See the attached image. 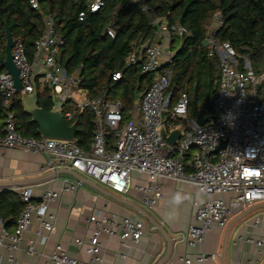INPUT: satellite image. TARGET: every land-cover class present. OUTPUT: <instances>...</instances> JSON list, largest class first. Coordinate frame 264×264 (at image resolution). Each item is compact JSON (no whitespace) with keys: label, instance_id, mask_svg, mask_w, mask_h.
Listing matches in <instances>:
<instances>
[{"label":"built area","instance_id":"1","mask_svg":"<svg viewBox=\"0 0 264 264\" xmlns=\"http://www.w3.org/2000/svg\"><path fill=\"white\" fill-rule=\"evenodd\" d=\"M39 1L29 0V4L40 11ZM102 8V0H91L90 13L96 14ZM144 11L157 31L141 44L133 46L125 68L138 66L141 73L152 76L153 81L146 92L137 95L130 121L123 122L120 102H108L106 96L88 97L81 88L83 80L79 72L68 73L59 63L65 40L55 32L54 18L44 16V33L35 43L33 61L29 63L27 60L20 41L15 42L12 50L13 62L23 84L20 94L31 95L37 85L49 87L52 95L65 101L62 114L67 123L73 122L78 114L92 112L93 144L86 152L76 139H34L19 134L11 112L19 93L12 77L4 72L0 75V98L6 119L0 147L34 156L42 154L51 170L75 171L117 194L125 195L133 190L148 209L156 208L162 200L164 182L194 186L207 198L204 204L196 205L194 221L188 227L186 244L194 248L204 244L214 228H225L233 215L264 203V97L258 88L264 83V74L256 76L247 58L238 55L229 43L216 39L222 17L215 15L207 26L206 40L209 41L208 56L219 60L220 81L211 100L212 118L203 126L197 125V118L189 116L187 95H182L171 108L172 72H161V68L172 61L174 38L189 34L181 26L169 28L149 8L145 7ZM84 17L85 14H81L80 20L83 21ZM104 35L114 39L116 33L107 27ZM112 79L120 80L121 73H116ZM165 118L168 132L179 126L185 128L183 137L174 147L169 146L160 133ZM230 122L233 126H229ZM108 132L113 133L116 139L113 151L107 149ZM223 144L226 145L223 147ZM79 186L78 183H70L63 187L62 193L76 191ZM16 193L27 205L16 221L14 233L9 234L0 219V248L8 250V264H16L13 253L19 249L23 234L31 227L33 215L40 229L52 232L55 215L48 213V204L61 197L57 192L46 191L40 201L33 202L29 189ZM257 223L260 219L256 220ZM88 225L94 227L92 238L88 242L77 241L78 247H87L88 260L71 258L57 245L48 257L49 264H101L104 251L99 240L101 235L116 236L121 248L127 242L137 244L144 236L141 220L123 217L118 223L116 215L108 211L94 213ZM245 242L258 250L264 249V237H246ZM198 260L203 263L205 254H201ZM184 263L190 264V261L184 259Z\"/></svg>","mask_w":264,"mask_h":264},{"label":"trees","instance_id":"2","mask_svg":"<svg viewBox=\"0 0 264 264\" xmlns=\"http://www.w3.org/2000/svg\"><path fill=\"white\" fill-rule=\"evenodd\" d=\"M104 8L90 13L91 0H40V11L34 10L29 0H0V58L5 57L6 28L14 42L20 41L29 63L33 61L35 43L44 33V16L54 18L55 32L64 37L65 45L59 63L68 73L79 72L81 88L90 98L106 96L108 102H120L123 122L131 120L137 95L146 92L153 78L143 75L136 66L125 68L131 49L152 37L157 27L151 24L144 8L164 20L169 28L183 27L188 36H176L172 43L173 58L161 72L171 71V108L182 95L189 98V116L197 118L205 108L207 96L211 100L220 81L219 60L210 58L203 47L207 26L215 15H221L222 26L215 37L229 43L234 51L251 64L256 76L264 74V0H102ZM85 14L83 21L80 15ZM112 28L114 39L104 32ZM5 72L0 61V75ZM121 73V79L113 76ZM38 106L46 112L53 108L52 90L37 85ZM264 97V90H260ZM15 98L11 112L16 129L25 138L41 139L39 127L31 121ZM207 116L212 118L213 110ZM6 110L0 98V137L4 136ZM93 113L78 114L71 126L77 124L79 147L89 152L94 140ZM107 149H115L113 133L106 135ZM188 159V158H186ZM22 198L12 191L0 193V219L5 230L12 234L16 221L26 207Z\"/></svg>","mask_w":264,"mask_h":264},{"label":"crops","instance_id":"3","mask_svg":"<svg viewBox=\"0 0 264 264\" xmlns=\"http://www.w3.org/2000/svg\"><path fill=\"white\" fill-rule=\"evenodd\" d=\"M70 183L80 186L76 191L62 193ZM23 189L30 190L33 202L40 201L46 191L57 192L61 197L48 204V213L55 215L52 232L40 229L36 216H32L31 227L13 253L16 264H49L48 257L57 245L71 258L87 261V247H78L77 241L88 242L92 238L94 227L88 225V220L98 211L111 212L118 223L129 217L144 224L142 239L134 245L127 242L124 248L116 236L101 235V264H185L184 259L190 264H264V249L245 242L246 237H264V203L233 215L225 228H214L204 244L190 248L186 244L188 227L194 221L196 205L207 199L192 185L164 182L162 200L156 208L148 209L133 190L117 194L75 171L51 170L42 154L34 156L0 147V193ZM178 190L190 194L192 199L175 208L168 202ZM170 215L172 219L168 218ZM201 254H205L203 263L198 260ZM8 256V250L1 247L0 264H8Z\"/></svg>","mask_w":264,"mask_h":264},{"label":"water","instance_id":"4","mask_svg":"<svg viewBox=\"0 0 264 264\" xmlns=\"http://www.w3.org/2000/svg\"><path fill=\"white\" fill-rule=\"evenodd\" d=\"M6 46L5 57L0 58L1 65L5 72L10 75L14 81V87L17 93H21L23 90L22 80L19 77V70L13 62V47L15 45L14 40L11 38L8 29L6 28ZM209 41L205 40L203 43L204 48H208ZM1 94V92H0ZM20 102L22 108L26 114L31 117V121L38 125L39 134L44 139L61 140V141H74L79 133L77 124L69 125L63 118V107L65 101L61 100L55 94L52 95L53 108L50 112L44 111L38 106V90L34 88V92L31 95L26 93L20 94ZM212 110L210 105V98L207 96V102L203 111L197 117V125L203 126L209 121V117L206 115ZM167 118L164 119L160 133L164 141L171 147L176 146L180 139L183 137L185 128L179 126L176 129L168 132L165 124ZM226 144H223L224 147Z\"/></svg>","mask_w":264,"mask_h":264},{"label":"clouds","instance_id":"5","mask_svg":"<svg viewBox=\"0 0 264 264\" xmlns=\"http://www.w3.org/2000/svg\"><path fill=\"white\" fill-rule=\"evenodd\" d=\"M229 126H233L231 122ZM191 199L192 196L190 194L178 190L171 196L168 203L170 206H175V208H179L185 201H190ZM168 218L172 219L173 217L170 215Z\"/></svg>","mask_w":264,"mask_h":264},{"label":"rangeland","instance_id":"6","mask_svg":"<svg viewBox=\"0 0 264 264\" xmlns=\"http://www.w3.org/2000/svg\"><path fill=\"white\" fill-rule=\"evenodd\" d=\"M258 88H259L260 90H261V89L264 90V83L259 84V85H258Z\"/></svg>","mask_w":264,"mask_h":264}]
</instances>
